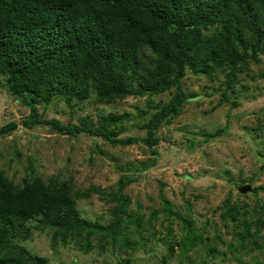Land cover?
Returning a JSON list of instances; mask_svg holds the SVG:
<instances>
[{
	"label": "rangeland",
	"instance_id": "374dc122",
	"mask_svg": "<svg viewBox=\"0 0 264 264\" xmlns=\"http://www.w3.org/2000/svg\"><path fill=\"white\" fill-rule=\"evenodd\" d=\"M139 57L130 91L109 102L93 87L83 99L32 101L0 72V126L16 123L0 135L1 174L16 186L39 178L62 188L77 218L36 213L1 240L0 255L17 250L29 264H264V53L234 73L165 66L153 88L138 75L152 78L157 58L145 47ZM174 103L178 114L145 142L147 124ZM50 119L132 142L69 134ZM245 184L252 190L240 193Z\"/></svg>",
	"mask_w": 264,
	"mask_h": 264
},
{
	"label": "trees",
	"instance_id": "16d2710c",
	"mask_svg": "<svg viewBox=\"0 0 264 264\" xmlns=\"http://www.w3.org/2000/svg\"><path fill=\"white\" fill-rule=\"evenodd\" d=\"M141 47L157 58L152 78L138 75L145 78L139 83L144 87H155L150 80L157 82L165 66L182 73L185 64L202 63L206 70L229 67L234 73L264 53V0H0V72L8 74L13 92L29 94L32 101L54 95L67 102L83 99L90 87L98 102L112 101L130 91L127 77L137 75ZM179 105L153 116L145 142L156 143L152 130L178 114ZM33 121L41 120H23L27 126ZM45 122L69 134L86 131L132 142L112 139L101 129ZM15 127V122L1 125L0 135ZM36 213L62 224L77 221L62 188L47 187L39 178L16 186L0 172V242ZM28 259L20 251H5L0 264H29ZM36 261L44 264L41 257Z\"/></svg>",
	"mask_w": 264,
	"mask_h": 264
},
{
	"label": "water",
	"instance_id": "95a60500",
	"mask_svg": "<svg viewBox=\"0 0 264 264\" xmlns=\"http://www.w3.org/2000/svg\"><path fill=\"white\" fill-rule=\"evenodd\" d=\"M250 190H252L251 186L248 185V184H245V185H241L238 187V191L240 193H246V192H249Z\"/></svg>",
	"mask_w": 264,
	"mask_h": 264
}]
</instances>
